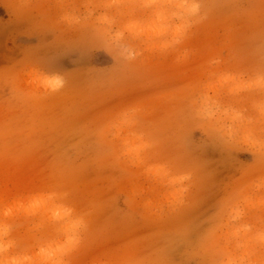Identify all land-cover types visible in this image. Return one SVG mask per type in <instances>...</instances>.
Returning a JSON list of instances; mask_svg holds the SVG:
<instances>
[{
    "label": "rangeland",
    "instance_id": "1",
    "mask_svg": "<svg viewBox=\"0 0 264 264\" xmlns=\"http://www.w3.org/2000/svg\"><path fill=\"white\" fill-rule=\"evenodd\" d=\"M0 264H264V0H0Z\"/></svg>",
    "mask_w": 264,
    "mask_h": 264
}]
</instances>
